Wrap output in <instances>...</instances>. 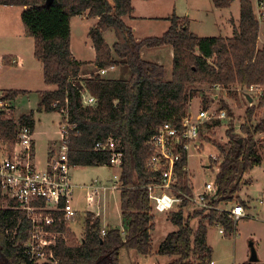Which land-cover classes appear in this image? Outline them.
<instances>
[{"label":"trees","instance_id":"1","mask_svg":"<svg viewBox=\"0 0 264 264\" xmlns=\"http://www.w3.org/2000/svg\"><path fill=\"white\" fill-rule=\"evenodd\" d=\"M132 1L53 0L48 7L47 0H0V7L23 9L21 20L27 36L34 40V56L42 64L44 83L56 87L55 91L40 93L36 112L59 113L62 122L67 119L70 165L110 167V153L94 150L97 143H106L109 139L119 143L123 154L120 210L125 236L118 229L108 230L102 236L100 218L87 212L82 240L64 221L48 228L56 238L53 260L44 264H120L122 251L144 256L152 252L151 231L155 217L148 193L143 189L152 183L154 176L147 170L153 155L147 143L164 124L182 130V121L192 100L187 92L189 87H259L263 89L259 108L264 105V47L258 46L260 22L251 0H239V26L232 38H200L190 32L187 20L173 15L167 19L170 28L162 37L141 41L136 40L133 29L123 21L133 14ZM216 3L217 7L230 6L228 1ZM86 13L89 18L99 19L88 34L96 54L95 68L101 71L125 66L131 72L130 80H109L98 72L88 78L81 77L84 64L76 60L71 51V20ZM110 30L116 37L112 47L103 37ZM165 46H171L174 53L170 80L166 78L164 66L145 60L141 55L144 49ZM3 63L17 66L11 58H4ZM26 94L8 90L2 93L0 102H13ZM84 97L94 98L95 105H86ZM254 114V109L246 112L247 122L241 126L242 143L231 137L228 151L219 147L223 160L215 178L216 200L212 203L215 207L234 200L245 206L239 198L240 176L263 163L255 136L264 132V119L253 125ZM23 126L34 131V112L16 121L0 110V139L11 151L17 143L18 128ZM186 168L188 160L183 154L175 168L178 177L175 196H193ZM190 206L183 197L179 209L169 213V220L177 230L166 236L158 254L176 257L179 264H202L209 262L213 254L207 245L208 228L218 224L227 235L232 233L234 222L229 214L214 210L186 214ZM17 208L18 204L3 197L0 189V264H32L24 254L32 224ZM198 218V228L194 229L191 223Z\"/></svg>","mask_w":264,"mask_h":264},{"label":"rangeland","instance_id":"2","mask_svg":"<svg viewBox=\"0 0 264 264\" xmlns=\"http://www.w3.org/2000/svg\"><path fill=\"white\" fill-rule=\"evenodd\" d=\"M217 1H228L230 6L217 7ZM251 2L260 22L261 37L264 39V6L260 0H252ZM132 6L138 22L137 36L142 40L162 37L169 27L167 19L173 15L187 20L190 32L200 38H232L235 30L238 29L240 20L239 0H133ZM22 10L19 7L0 8V56L8 58L20 54L25 62L24 70H17V66H13L11 67L12 70L6 73L1 85L4 90L1 93L8 90L31 91H25L27 94L21 95L29 100L19 96L17 101L15 100L16 102L13 101L15 103L12 102V108L14 107L12 117L17 121L18 118L34 112L36 124L35 137L33 132L34 159L36 158L38 170L41 171L48 163V149L50 147L48 139L56 142L51 147L55 154L63 145L61 134L63 122L59 113L36 112L37 105L41 100L40 93L50 90V87L44 83L42 64L35 58L31 48L34 40L27 36L21 20ZM93 25L94 22L90 18L89 20L74 19L71 26V50L77 60L84 64L82 73L85 78L97 72H95L94 66L90 64L93 59V52L90 47L91 41L87 35ZM104 37L106 42L110 44L114 40V32L110 30L105 33ZM147 50L156 51L155 56L160 58L166 70V78L170 80L173 73V61H170L166 53L159 52V48ZM103 77L109 80L127 81L131 78V72L127 67L120 66L113 70L107 69V74ZM187 92L192 96L187 114L192 115L193 118L202 109L224 110L227 113L225 120H217L202 125L199 139L200 149L198 151L190 150L188 177L194 194H198L205 191L206 185L214 186L223 160L219 147L228 151L231 137L240 139L242 143L241 139L244 136L241 133V126L247 122L246 112L249 109L255 110L252 124L256 125L264 119V105L259 108L260 99L263 96L251 95L248 93V89H241L240 87L216 89L211 85H196L189 87ZM28 94L30 96H27ZM250 99L252 102L249 101ZM255 141L263 163L247 174L240 176L239 179L241 185L239 197L248 207L247 217L234 222L232 233L227 235H222L218 226L208 228L207 245L212 249L213 254L209 262L202 264H249L250 243L254 244L257 251L260 260L257 264H264V132L256 134ZM117 173L119 171L111 167H73L71 171L72 183L78 187L75 191L76 197L73 204L78 211V216L70 224V229L79 240L85 236L84 221L88 208L86 190L79 187L87 186L95 180L106 182ZM101 201L99 212L103 213L104 217L102 230L118 229L125 236L123 219L121 222L120 193L116 192L102 197ZM234 204H239V202L234 200L229 204L221 203L220 207L228 210ZM179 207H176V210ZM195 210H198L197 207L191 204L185 213L192 214ZM152 214L155 217L154 228L151 231L152 252L144 256L134 251H122L120 264H179L176 257L158 254L160 245L166 236L176 231L177 228L170 222L169 214H157L154 211ZM199 221L200 218L192 221L191 224L194 229L198 228ZM107 225L112 228L107 227ZM55 238H49V241L55 242Z\"/></svg>","mask_w":264,"mask_h":264},{"label":"built area","instance_id":"3","mask_svg":"<svg viewBox=\"0 0 264 264\" xmlns=\"http://www.w3.org/2000/svg\"><path fill=\"white\" fill-rule=\"evenodd\" d=\"M252 1V0H251ZM264 6V0H260ZM113 70L114 68H110ZM100 75L107 74V69L101 70ZM222 89L220 86H212ZM249 94L263 96V90L259 87L248 89ZM1 97V95H0ZM248 98H250L248 96ZM84 103L94 106L96 100L92 97H84ZM0 110L12 117V102H0ZM227 113L224 110L202 109L195 118L187 114L182 121V130L172 124H164L147 143L153 150V155L147 163V170L154 176L152 183L143 187L148 193L153 211L157 214H169L176 210L186 198L198 210L218 211L230 215L233 222L246 218L245 210L241 205H235L232 209H221L213 206L216 200V186L206 185L205 191L193 196H175L173 192L178 190V177L175 172L182 155L189 160L190 150L200 149L199 139L201 126L217 120H225ZM70 126L66 119L61 126L62 143L59 152L53 155L49 166L40 171L34 163L33 131L27 126L19 127L17 131V143L11 151L0 139V189L3 197L18 204V210L24 212L32 224L30 239L24 246V254L32 264L50 263L53 260L52 247L55 242L49 241L56 235L48 232V228L60 222L73 223L78 214L73 207L74 190L71 171L73 167L68 159L67 142ZM94 150L101 153H110V167L116 168L119 173L112 177L108 184H90L81 187L86 190L87 200L94 202V197L101 191H120V172L123 154L118 142L109 139L106 143H97ZM188 170L187 168L185 169ZM220 233L225 235L224 229L216 224ZM106 231H102V236Z\"/></svg>","mask_w":264,"mask_h":264},{"label":"crops","instance_id":"4","mask_svg":"<svg viewBox=\"0 0 264 264\" xmlns=\"http://www.w3.org/2000/svg\"><path fill=\"white\" fill-rule=\"evenodd\" d=\"M234 1V0H233ZM1 8V7H0ZM2 10V9H1ZM23 11V10H22ZM74 19H82V20H89L90 18L88 17V14L86 13V14H84L83 16H77V17H74L72 20H71V26H72V21L74 20ZM92 21L94 22V25H93V27L94 26H96L97 25V23H98V21H99V19L98 18H92ZM123 21L125 22V24L127 25V26H129L130 28H132L133 29V31H134V36H135V38H136V40L137 41H141L142 40V38H140V37H138L137 36V34H138V22H137V17H135L134 16V12H133V14L131 15V16H127V17H125V18H123ZM168 21V20H167ZM168 24H169V27H168V29L170 28V22L168 21ZM93 27H90V29H92ZM89 29V30H90ZM168 31V30H167ZM166 31V32H167ZM88 33H89V31H88ZM88 35V34H87ZM105 35V34H104ZM104 37V36H103ZM104 39H105V37H104ZM114 40H112L113 42L112 43H107L110 47H112L113 45H114V43L116 42V37H115V34H114V38H113ZM106 41V40H105ZM90 44H91V50H92V52H93V59H92V61H91V66H94V69H95V72L97 71V69L95 68V65L93 64L94 63V61H95V59H96V54H95V50H94V47H93V44L90 42ZM260 44H261V46H260ZM258 46H259V48L261 47V48H263L264 47V39H262V37H261V34H260V36H259V43H258ZM31 48H32V50H33V52H34V50H35V47H34V41H33V43H32V45H31ZM72 51V50H71ZM159 52H163V53H166L168 56H169V58H170V61L172 60L173 61V58H174V53H173V48L171 47V46H165V47H162V48H159ZM155 53H156V51L154 52H150V51H148L147 49H144V50H142V53H141V55H142V57H143V59H145V60H148V61H151V62H153V63H156V64H158V65H162V62H161V60H160V58H158V56H155ZM163 53H160V54H163ZM73 54V56L75 57V55H74V53H72ZM5 56H0V95L2 94L1 92L4 90L2 87H1V85H2V82H3V78H4V76L6 75V73L8 72V71H10V70H12V68H11V66H6L5 67V65H3L4 63H3V58H4ZM151 57H153V58H151ZM8 58H11V60H13V61H16V63H17V70H24V68H25V62H24V60L22 59V57H20V54H16V55H14V56H12V57H8ZM76 58V57H75ZM114 58L116 59V57L114 56ZM76 60H77V58H76ZM80 62V61H79ZM82 63V62H81ZM163 66V65H162ZM43 68V67H42ZM117 68V67H116ZM98 72V71H97ZM96 72V73H97ZM81 77H83V78H85L84 77V74L82 73V69H81ZM43 80H44V74H43ZM47 86V85H46ZM48 87H50V90H47V91H45V92H48V91H55L56 90V87L55 86H48ZM25 91H27V92H31V91H29V90H25ZM27 96H30V94H28ZM23 96H21V98H22ZM19 98V97H18ZM17 98V99H18ZM24 98V97H23ZM25 99V98H24ZM25 100H29V99H25ZM17 101V100H16ZM15 101V102H16ZM41 101V100H40ZM15 102H13V103H15ZM40 103V102H39ZM39 105V104H38ZM37 105V106H38ZM13 106V105H12ZM13 109H14V107H13ZM15 111V110H14ZM32 111V110H31ZM26 116V115H25ZM59 116L62 118V116H61V114H59ZM19 119V118H18ZM36 125V124H35ZM34 137L36 136V127H35V129H34ZM34 137H33V140H34ZM48 142L50 143V147H49V149H48V163L45 165V167H44V170L49 166V158H50V156L52 157L53 155H55V152H53L52 151V146L54 145V144H56V142H54V141H52L51 139H48ZM34 144V143H33ZM33 147H34V145H33ZM52 152V153H51ZM34 155H35V151H34ZM34 161H35V166L37 167V164H36V158L34 159ZM101 168H106V167H101ZM37 169H38V167H37ZM44 170H41V171H44ZM112 180V179H111ZM111 180H108V181H106V182H99L98 180H95V181H93L91 184H102L103 183V185H105V184H108ZM90 185V184H89ZM78 187H76L75 188V190H74V198H73V203H74V201H75V191H76V189H77ZM80 189H82L81 187H79ZM84 190V189H83ZM116 192H118V193H120V191H111V190H108V191H106V192H100L98 195H96L95 197H94V202L93 203H90V202H88V208H87V210H86V212H91V213H94L95 215H97L99 218H100V220H101V226L103 227V221H104V217H103V213H101V212H99L100 211V204L102 203V201H101V198L102 197H106L107 195H112V194H115ZM86 195H87V193H86ZM106 195V196H105ZM240 198V197H239ZM241 201H242V199H241ZM242 202H244V201H242ZM225 204H229V203H225ZM244 204H245V206L243 205L242 206V204H234V205H232V207L230 208V209H232L235 205H241L243 208H244V210H245V214H246V211H247V205H246V203L244 202ZM73 207H74V209H75V206H74V204H73ZM76 210V209H75ZM76 212H77V214H78V211L76 210ZM246 217H247V215H246ZM243 220V219H242ZM121 222H122V216H121ZM107 227H110V228H112L111 226H108L107 225ZM108 229V228H107Z\"/></svg>","mask_w":264,"mask_h":264},{"label":"water","instance_id":"5","mask_svg":"<svg viewBox=\"0 0 264 264\" xmlns=\"http://www.w3.org/2000/svg\"><path fill=\"white\" fill-rule=\"evenodd\" d=\"M52 2H53V0H47V6L50 7L52 5ZM249 101L252 102L251 99ZM259 261L260 260H259L257 251L254 247V244L250 243V261H249V263L250 264H257V263H259Z\"/></svg>","mask_w":264,"mask_h":264}]
</instances>
